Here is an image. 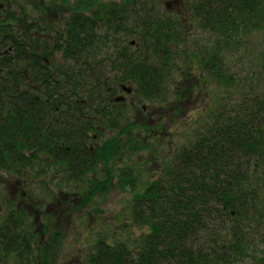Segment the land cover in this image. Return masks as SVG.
Segmentation results:
<instances>
[{
  "label": "trees",
  "instance_id": "trees-1",
  "mask_svg": "<svg viewBox=\"0 0 264 264\" xmlns=\"http://www.w3.org/2000/svg\"><path fill=\"white\" fill-rule=\"evenodd\" d=\"M182 2L194 28L213 38L209 45H194L189 50L183 21L174 20L167 10L151 8L150 0H123L122 9L110 6L104 19L92 20L76 11L72 26L67 23L62 32L70 47L64 49L67 58L59 66L65 71H59L57 78L39 68L42 62L34 48L38 40L34 25L32 30L29 24L20 30L19 25L11 24L5 32L4 49L10 50L0 53V170L9 165L3 163L7 154L21 159L26 145L63 144L65 149L56 153L64 169L80 164L90 165L86 171L103 167L104 181L89 187L85 201L114 185L122 191L128 187L132 224L146 230L128 244L97 239L86 254L89 264H264V251L258 254L264 242V96L243 94L236 105L221 110L215 120L200 127L197 139L169 156L168 162L166 155L155 157L162 172L142 190L131 170L116 176L111 170L121 149L156 154L162 145L158 134L150 142L146 135L128 132L137 124L124 125L119 138L114 134L103 140L101 149L93 145L96 139L83 136V125L97 137L101 134L91 121L83 125L79 121L87 120L96 106L112 96L115 89L109 90V86L135 83L131 88L137 101L162 100L175 65H179L175 72L183 77L181 85H174L175 97L191 94L192 65L205 72L207 77L200 78L205 84L235 85L225 51L238 50L243 40L264 29V0ZM0 29L3 32V25ZM128 37L135 38L134 45ZM130 48L134 50L130 52ZM102 51L106 52L104 59L97 58ZM87 55L94 62L89 67L92 74L84 68ZM102 62L109 66L104 69ZM38 89L39 94H33ZM37 96L41 100L36 101ZM76 98L87 100L90 108L71 109L67 100ZM56 103L61 122L54 127L48 119L42 125L41 120L54 113L46 106ZM104 113L110 114L107 129L116 130L110 110ZM47 151L41 153L51 156L52 150ZM115 177L124 178L113 185ZM32 236L4 234L1 243L7 252L18 249L16 245L26 248L25 264L49 263L37 261Z\"/></svg>",
  "mask_w": 264,
  "mask_h": 264
},
{
  "label": "rangeland",
  "instance_id": "rangeland-1",
  "mask_svg": "<svg viewBox=\"0 0 264 264\" xmlns=\"http://www.w3.org/2000/svg\"><path fill=\"white\" fill-rule=\"evenodd\" d=\"M17 2L27 10V14L33 19L37 15L38 26L43 31L46 37H55L56 27L60 29L61 34L58 35V41L48 40L51 44L57 43V50L52 45V57L50 63L62 64L65 56V50L69 48L66 35L62 34L64 29L68 28V17L70 13L67 6H73L74 11L80 10L82 14L87 15L85 7L89 3H99L103 14L110 6L116 5L122 9L123 0H11ZM37 2L44 6H51L52 10L48 16L44 15L45 21L41 24L39 11H34ZM151 8L155 10L170 12L174 20L183 21L186 24L187 48L191 50L194 45H209L213 41L200 28H194L191 19L186 15L185 5L182 0H150ZM55 14H57L55 16ZM178 16V17H177ZM49 22L51 23H48ZM47 21V22H46ZM248 36L242 41L240 48L230 49L225 51L224 60L229 68V73L233 75L235 85L231 88H224L210 81L205 84L200 78L206 76L205 72L195 65L191 66L190 89L191 94L188 96L175 97L173 93L174 85H181L182 76L175 72L179 65H175L171 82L167 85L168 90L165 92V99L160 97L152 101L143 99L138 104L135 102L137 95L133 92L131 95L117 91L116 97H123L122 104L110 102V110H112V122L116 125V130L107 129L110 114L105 118L104 133L96 137L93 145L103 143V140L114 138V134L120 136V129L124 125L137 124V127L128 129L129 133H138L140 137L145 136L151 142L152 137L156 136L160 139L161 144L158 150L153 153V150H141L131 152L127 149H121L117 155L116 165L112 167V173L119 175L122 170H131L132 177L136 180L138 190H142L154 178H157L162 172L163 166L157 158H167V162L171 159V155L178 152L181 148L193 143L200 132V127L206 123L215 120L221 110L233 107L240 100L243 94L251 95L258 93L264 96V66L262 53L264 52V29ZM50 34V35H49ZM127 41H131L134 45L135 38L128 37ZM60 43V45H59ZM59 45V47H58ZM134 49L130 48L132 52ZM105 51H102L97 58L104 59ZM86 66H92L93 60L87 55ZM104 69L108 67V63L102 62ZM96 68V66H95ZM90 69V68H89ZM103 69V70H104ZM91 70V69H90ZM92 74L93 71L91 70ZM106 74L105 76H107ZM104 76V77H105ZM207 77V76H206ZM136 87L132 83H125ZM110 83L107 82V86ZM34 90V93H38ZM138 96V95H137ZM112 97V98H113ZM179 100V101H178ZM226 106V107H224ZM132 110H131V109ZM143 109L142 112L140 110ZM159 118V119H157ZM126 119V121H124ZM137 120V123H136ZM140 122L142 125H140ZM148 127V129L146 128ZM92 139L94 134H89ZM170 152V154H169ZM22 153V151H21ZM29 154V152H28ZM40 157H29L28 159H18L12 155H6V160L3 163L9 164L7 167L0 170V264H25L28 250L21 245H16L18 249L7 252L1 243V238L11 237V233L23 236V234H32L33 249L37 251V261L45 259L49 264H89L86 254L93 249V245L97 243V239L102 238L105 242L114 244V242L131 243L137 240L138 236L146 230L141 229L131 221L130 202L132 194L130 188L122 191L120 188L113 186L110 190H105L103 194L96 193L90 200L84 202L83 198L79 199L78 204L73 202L70 205H62L59 202L65 197L64 192L79 191L81 196H85L89 192V186H79L64 188L50 183L42 182L45 176H52L49 172L46 173V164L52 163L53 153L51 156L36 152ZM170 156V157H169ZM49 161V162H48ZM114 161H110V164ZM55 177V175H53ZM91 177V174H90ZM66 178V177H65ZM124 178V177H123ZM123 178L115 177L114 183ZM117 179V180H116ZM3 180H8L3 184ZM11 180H36L35 184L30 183L27 187H23L29 195V199L34 201L33 213H39L38 222L31 221L22 213L16 212L15 201L11 198L18 197L15 193L16 183ZM60 180H63L60 179ZM61 182V181H59ZM66 187V186H65ZM21 189V190H22ZM79 194V196H80ZM72 196V195H70ZM27 197V195H26ZM68 198V201H72ZM30 206V205H29ZM28 206V207H29ZM31 207V206H30ZM34 218V217H33ZM131 222V223H130ZM44 224V225H43ZM43 228V230H42ZM264 232V231H261ZM10 240H8L9 242ZM10 246V244H9ZM259 256L261 251H264L263 245L259 248ZM17 251V252H13ZM48 253L46 256L40 254ZM49 252L52 253L49 254ZM36 253V252H35ZM37 262V263H38Z\"/></svg>",
  "mask_w": 264,
  "mask_h": 264
},
{
  "label": "flooded vegetation",
  "instance_id": "flooded-vegetation-1",
  "mask_svg": "<svg viewBox=\"0 0 264 264\" xmlns=\"http://www.w3.org/2000/svg\"><path fill=\"white\" fill-rule=\"evenodd\" d=\"M73 6H67L66 9H68L70 13V16L68 17V24L70 26H72V23L74 21V14L76 13V11H74ZM85 11L87 13V15L82 14L84 17L92 19V20H97V19H104L105 15L103 14L102 8L100 6L99 3H89V6L85 7ZM34 11H39L41 13V17L39 18L41 21V24L44 23L45 16H48L49 12L52 11H57L56 9L52 10L51 6H44V4H41L40 2H37L36 4V8ZM27 10L25 7L20 6L17 2H12L11 0H0V26L3 25V32L0 31V53H8L9 52V48L4 49V39H5V32L9 31L11 29V24L13 25H19L20 30H25L26 29V25H30L29 28L30 30H32V25H34V31L37 37V41L34 43V48H37V54L39 55V58L41 59V64L39 66L40 69L45 70L46 72H50L51 76L53 78H57V73L59 71H65L63 69H60L61 67L58 64L55 63H50L51 61V57H52V45H54L55 51L57 50V43L55 44H51L48 40H54V41H58V35L60 32L59 28H55L53 29L55 31V37L51 38L52 36L50 35V37H46L43 33V31L45 29H41L38 26V21H37V15L35 18H31L27 13ZM78 13L82 11L78 10ZM57 14H55L56 16ZM102 21V20H101ZM47 22V21H46ZM90 22V21H89ZM48 23L49 22L48 20ZM1 30V29H0ZM45 32V31H44ZM90 66H84V68L88 69ZM129 84V83H128ZM125 83L122 84H118L115 86H109L108 89L109 90H113V88L115 89V91H112V96L106 98V101L104 102L105 104H101L99 106H96L94 109V113H92L87 120H81L79 121L80 125H83V123L85 121H91L94 125L95 128H100L101 130V134L104 133V129L106 128L105 125V115L106 113H104L106 110H110V102H115L118 104H122V102L124 101L123 97H117L120 98L121 100L117 101L116 100V93L117 91H120L121 93L126 94V96L131 95L132 92V85L129 84V87L125 86ZM113 95H115V97H113ZM113 97V98H112ZM41 97H35L36 101L41 100ZM136 98V97H135ZM42 100L44 101H49V99L47 98H43ZM70 102L71 104V109L73 110H80V109H89L90 107L88 106V104L86 103L87 100H83V99H73L72 102L70 100H67ZM78 101V103H76ZM137 101V99L135 100V102ZM139 101H137L138 104ZM46 108H50L51 110H54V113H52L50 116L48 115L46 117V120H41V124L42 125H46L47 122H49V120H51V125L52 126H56L58 123L61 122V118H59V113L57 111H59V106L57 105V103L55 105L52 106H46ZM131 109V108H130ZM144 109V108H142ZM132 110V109H131ZM111 114L112 110H110ZM99 113H104L103 116H100ZM49 119V120H48ZM73 125V124H72ZM84 127V138L90 141V128L86 125H83ZM94 134V133H92ZM99 134V135H101ZM95 136H92V139H96L97 135L94 134ZM88 142V141H87ZM91 143V142H90ZM97 147H100L101 143L96 142ZM95 144V145H96ZM92 145V144H91ZM93 146V145H92ZM78 149H81V146L77 147ZM102 147H100L99 149H101ZM24 150H22L21 153V159H28L29 157H40L38 154H36V152H49L47 150H52L51 152L55 155H53V162L52 163H48L45 165V167H47L48 170H46V173L49 172V174H52V176L49 177L45 176L41 181L50 183L49 185H55L58 187H64V188H71V187H79V186H84V187H88L90 185L95 184L96 182H102L104 181V172H102V166H93L92 168H90L89 171H86L87 167L90 165H85V164H80L79 166H70L68 168H63L60 158L57 155V150H64L65 147L63 144L61 145H34V146H24L23 147ZM29 152V154H28ZM89 152H86V154L88 155ZM170 154V152H169ZM154 157H156L155 155H153ZM165 156V154H164ZM163 157H159V159H162ZM158 159V158H157ZM49 162V161H48ZM55 170V171H54ZM67 170V171H66ZM91 174V177H90ZM53 175H55V177H53ZM66 177V178H65ZM63 180H60L62 179ZM8 180H3V184L5 185V182ZM32 184H35L36 180H11L12 183H16V188H15V193L18 197L16 198H11V200L15 201V211L16 212H24V216L27 217V221L28 219L31 218V221L34 223L33 219L35 221H39L38 218H40L39 213L34 214L33 213V209H34V201L32 199H29V195L28 193L25 191V189H22L23 187H27L29 182ZM61 181V182H59ZM113 185L115 184L114 182H111ZM66 186V187H65ZM115 186V185H114ZM22 189V190H21ZM65 197L63 198V200L59 199L60 204L62 205H70L71 202H73L74 204H78L79 199L81 200V197H84L83 195L81 196V194L79 193V191L76 192H64ZM80 194V196H79ZM27 195V197H26ZM72 195V196H70ZM72 201H68V198H72ZM84 202L85 199L83 198ZM31 207H30V206ZM29 206V207H28ZM1 208V207H0ZM1 211V210H0ZM23 214V213H22ZM34 217V218H33ZM44 225V224H43ZM43 230V228H42ZM49 264V263H47Z\"/></svg>",
  "mask_w": 264,
  "mask_h": 264
},
{
  "label": "water",
  "instance_id": "water-1",
  "mask_svg": "<svg viewBox=\"0 0 264 264\" xmlns=\"http://www.w3.org/2000/svg\"><path fill=\"white\" fill-rule=\"evenodd\" d=\"M116 100L119 101V100H121V99H120V98H117Z\"/></svg>",
  "mask_w": 264,
  "mask_h": 264
}]
</instances>
